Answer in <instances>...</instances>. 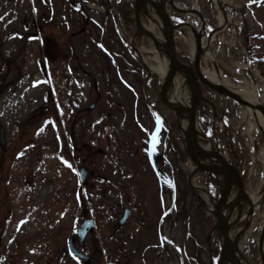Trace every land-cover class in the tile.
Wrapping results in <instances>:
<instances>
[{"label": "rangeland", "instance_id": "obj_1", "mask_svg": "<svg viewBox=\"0 0 264 264\" xmlns=\"http://www.w3.org/2000/svg\"><path fill=\"white\" fill-rule=\"evenodd\" d=\"M176 1L184 7L196 4L209 26L217 25L219 11L211 0ZM75 2L0 0V264H210L207 237L215 217L203 208L187 184L189 162L175 164L179 170L171 174L175 200L171 191L163 197L162 183L151 165L138 167L132 162L130 166L139 168L134 172L123 162L126 155L129 161V151L135 144L126 146L121 142L122 136H130L140 123H146L141 116L147 106L140 88L146 70L128 48V39L136 29L131 0L120 4L115 0H79L77 7ZM227 4L230 24L215 35L212 44L222 76L241 90L253 83L257 87L264 85V0H231ZM241 11L245 12L244 18ZM84 12L89 23L80 21ZM119 13L124 38L114 28ZM185 17L197 20L193 14ZM110 20L113 25H109ZM249 29L254 32L250 38L246 34ZM249 41L254 46L252 58L246 47ZM181 44L188 53V43ZM121 52L131 63L125 71L121 69L128 83L115 73ZM128 72L140 81L129 83ZM205 89L221 110V97ZM258 95L264 97V86ZM149 99L168 110L156 92ZM116 100L125 101L129 114L126 122L120 113L122 106L114 104ZM92 103L95 106L90 108ZM228 104L230 108L220 114L225 116L232 143L240 153L248 191L254 190L259 196L258 187L264 181V142L258 151L262 163L254 153L253 139L260 137V132L247 113L249 109ZM201 107L200 126L208 132L211 108L205 104ZM133 110L141 114L139 122L133 117ZM152 123L147 126L144 139L153 129ZM71 127L77 134L79 159L85 154L95 157L93 165L100 173L106 172L111 181L125 178V194L120 193L118 186L112 189L97 179L92 180L94 190L89 186L77 191L78 169L80 165L89 168L91 158L80 161L77 170L69 161L76 155L68 146ZM158 138L157 135L153 151L161 152L163 141ZM30 141L32 151L28 155L23 146ZM38 141L44 144L43 164L33 163L35 152L41 148ZM142 145L145 148V141ZM30 170L36 183L38 178L43 179L36 187L28 188L25 176ZM200 177L199 184L216 195L215 179L205 173ZM104 187H108L106 192L102 191ZM125 207H130L131 214L119 225ZM246 212V206L244 210L237 208L231 221ZM87 216L94 218L95 228L83 244L76 243L91 257L85 263L68 252L67 238L75 235V227ZM244 222L245 217L238 220V228ZM263 222L264 205L257 206L248 234L241 241L248 264H262L258 240ZM211 240L212 264H216L220 251L216 232Z\"/></svg>", "mask_w": 264, "mask_h": 264}, {"label": "water", "instance_id": "obj_2", "mask_svg": "<svg viewBox=\"0 0 264 264\" xmlns=\"http://www.w3.org/2000/svg\"><path fill=\"white\" fill-rule=\"evenodd\" d=\"M169 5L166 0H136L135 1V17L137 22V32L136 35L139 40L142 36H147L152 44L160 51V53H165L168 57V69L165 73L163 82L161 83L160 92L164 101V90L167 89L169 93V105L175 112L179 131L181 133L182 139L185 143V150L194 162L193 168L191 170L190 176L188 178L189 184L193 191L199 197L202 205H204L208 210H210L216 217V222L212 226L210 232L208 233V245L210 249V264H212V242L211 235L214 231L217 232L220 241V255L217 264H244L246 257L243 254L242 247H240V240L244 237L246 231L251 223V218L254 214V202L247 193L245 189L244 180L240 172L238 163H234L230 158L229 154L223 148L216 135L210 136L203 133L198 128L197 123V112L201 99L208 100L202 92V82L212 89L218 91L220 94L235 99L240 104L250 107L253 116L261 130L264 139V128L262 127L256 109H259L264 115V103L255 102L252 99L244 96L238 90L227 85L223 80H212L208 78L202 71V55L204 54L205 48L210 47L212 34L216 32L219 27H216L210 31L206 36L205 44L202 43V34L205 33V19L202 12L197 7H181L175 0H168ZM218 5L222 8L225 16V9L222 6L220 0H218ZM176 9L185 13H195L200 18L199 29H196L192 24L191 30L195 38V54L193 58L194 65L186 63L183 61L177 50V41L175 31L176 29H182L179 23L175 22L172 14V9ZM150 10L154 11L158 17L162 20L163 25L161 27V34L152 31L151 29L144 27L142 25L141 17L150 16ZM226 18V16H225ZM136 48V47H135ZM138 51V49L136 48ZM216 70L219 72L217 63L214 61ZM148 68V65L145 63ZM184 75V82L189 90L190 96V106L189 117L185 114L186 106L180 101L178 96V77L179 74ZM166 99V100H165ZM222 118V117H221ZM256 150H257V140H256ZM228 146L233 149L232 144L228 142ZM198 171H211L216 175L217 182L219 183V195L214 197L206 187H198L205 190L211 198L214 199L213 207H208L204 204L195 191L194 185L192 183L193 175ZM81 180L84 185L87 181V170L82 168L80 170ZM248 203V209L246 213V221L243 227L231 236L230 226H231V216L236 207L239 210L242 209L244 203ZM264 202V184L261 189V199L259 204L261 208ZM130 213V209L127 208L125 213L120 220L124 222ZM92 228V220L86 219L81 227L77 229L81 239L84 240V236L89 229ZM70 249L81 256L84 260H88V256L82 253L73 245H70ZM258 249L260 254V260L264 264V223L261 227V232L258 240Z\"/></svg>", "mask_w": 264, "mask_h": 264}, {"label": "flooded vegetation", "instance_id": "obj_3", "mask_svg": "<svg viewBox=\"0 0 264 264\" xmlns=\"http://www.w3.org/2000/svg\"><path fill=\"white\" fill-rule=\"evenodd\" d=\"M79 20V18H78ZM80 21L81 23H89L90 22V18L88 15H86V12L82 13V15L80 16ZM211 27L209 26V23L207 21V28ZM86 31L89 32L90 29L87 27ZM117 47H119V45H117ZM247 47V51H248V55L249 57L254 56V51H252L249 43L247 42L246 44ZM128 48L130 49V51L133 52V50L131 49L130 45L128 46ZM74 50V49H73ZM119 51V50H118ZM120 52V51H119ZM75 58L78 59V54H74ZM133 57V56H132ZM184 57V55H183ZM186 59V58H185ZM184 59V60H185ZM115 61V60H114ZM119 61L115 62V73H119L120 77L122 78L123 81L127 82L124 78V74L122 70H126L127 67L131 66V63L128 61L127 57L125 56L124 52L120 53V57ZM141 64V62H140ZM142 65V64H141ZM122 69V70H121ZM128 77H129V83L130 81L133 84H137V81H140V79H134L133 78V74L130 75L128 72ZM135 76V75H134ZM111 78V77H110ZM109 80V79H108ZM93 84L95 85V87L97 86L96 83V79L93 78ZM129 85V84H128ZM130 86V85H129ZM158 86V81L157 79L153 78V76H148L147 73H145V75H143V77L141 78V92L145 95V99L147 102V106L146 109L143 110L142 112V116L141 114L139 115V113L137 112V110H133V117L136 118V121H140V119L143 117V120L145 119L146 123H140V126L138 128L134 129V133H132L130 136L125 135L124 137L122 136L123 139H121V142H125L126 146H128L129 144H135L133 149L131 151H129V161L127 160V155L126 153L123 151L122 154L126 155V160L123 159L124 164H128L129 169L136 172L139 171V168L134 169L136 167V165L139 167V165H148L150 167V169L155 173V175L158 177L157 179H159L162 183L161 185V192L162 195L164 197V195H169L170 191H171V195L173 198L174 195V191H175V187H174V183L171 182V174H174L175 169L178 171L179 167L175 166V164H179L181 161L182 162H188L187 157L184 153V151L182 150V146L180 143L179 138L176 136L175 133V121H174V112L173 110H171L170 108H168V112L166 111L165 108H158L157 106H155V104L150 101V97H152V93L154 92V90H156ZM131 87V86H130ZM124 89V87H123ZM124 93V92H123ZM123 98H126V94L122 95ZM114 104L118 105V106H122V108H120V113L122 115V119L123 122H126L128 119V111L127 108L125 107V101H120V100H116L114 102ZM95 106V105H94ZM107 114H109V111H107ZM141 116V118H140ZM153 122V129L151 130L150 133L147 134L146 139H144V135L146 132V128L147 126H149V124ZM125 124V123H124ZM145 125V126H144ZM70 145H68V142H66L67 140H65V143L74 151L76 155H72V157H69V161H71L72 163H74V166L76 168V170L78 169V165L80 164V161H87L88 159H90L91 157L88 154L83 155L82 160L79 159L78 155H77V148H78V142L76 140V132L74 131V129L71 127L70 128ZM68 131V132H69ZM39 133V131H38ZM155 134V141H153V135ZM157 135L159 136V140L160 137H162L163 141V146H162V150L161 152H157V151H153V147L156 148L155 142H156V138ZM128 136V137H127ZM31 138V136H29ZM36 137L32 138L33 140ZM126 138V139H125ZM143 141V142H142ZM145 141V148L148 147L146 150L144 148V145H142ZM35 145L36 141H33ZM31 143V141L29 143H25L23 148L27 149L25 150V153L29 155V153L32 151H30L31 146L29 145ZM39 145H44L41 141H38ZM41 145V148L39 149L38 152H35L37 154V156H34V161L33 163H41L43 164V162L46 160V156H45V151L41 150L43 149ZM95 150L97 151H103L105 152V150L101 147H95ZM144 150V151H143ZM14 162V161H13ZM132 162L135 163L136 165L130 166L132 165ZM103 166H105V162L103 161ZM96 164L95 163V157L91 158V163H90V167L88 168L87 166H85L88 170V186H90V189L92 188V190H94V181L92 180H100V181H104L105 183H107L110 187V185L112 186L111 188L113 189V186H118V190L120 191V193L122 192L123 194H125L126 191V180L125 178H120L118 180L115 179V181H111L109 176L105 174L100 173L98 170V168L93 165ZM45 166V165H43ZM188 168V166H187ZM127 169V168H125ZM105 170V167H104ZM46 171V168H45ZM106 171V170H105ZM31 170L29 171V175L25 176V186L30 188V187H36L38 185V183H40V181L43 179V177H40L37 179V183H36V179L31 178ZM188 174H189V168H188ZM121 175V173H120ZM124 176H126L125 173H123ZM170 175V176H169ZM39 177V176H38ZM90 177V179H89ZM90 180V182H89ZM170 180V183H169ZM148 180L145 181V183ZM108 187H104L102 188V191L106 192V189ZM114 189H116V187H114ZM78 191V188H77ZM120 225V224H119ZM90 234V233H89Z\"/></svg>", "mask_w": 264, "mask_h": 264}, {"label": "bare ground", "instance_id": "obj_4", "mask_svg": "<svg viewBox=\"0 0 264 264\" xmlns=\"http://www.w3.org/2000/svg\"><path fill=\"white\" fill-rule=\"evenodd\" d=\"M222 1L231 2V0H222ZM151 15H154V16H151L150 18H144L142 20V23L144 26H147L150 29L154 30V32H156V30H159V26L161 24V21L159 22L157 15H155V14H151ZM218 16H219V21L221 22L223 20V16H222L221 12L219 13ZM185 39L187 40V43L190 45V49H193V41L190 39V37L185 36ZM134 42L136 45H138L137 41H134ZM138 48L142 52L144 60L150 65L152 71L157 73L159 76H163L166 69H167V65H168L167 64V58L165 56H162V57L158 56V54L155 52V48L149 47V44L144 45V46L138 45ZM151 48L153 49V54L147 55L145 53V51L147 49H151ZM214 56L215 55H214L213 51L208 50L207 53L205 54V59L213 61ZM204 71L211 78H217V79L219 78L217 76L215 70L213 69V67L212 68H205ZM38 77H40V75H38ZM226 82L229 83L228 81H226ZM263 86L264 85L257 87L256 84L253 83V85L250 86V88H247L244 90H241V89H238V90H240L246 97L253 99L255 102L264 103V97L258 95L259 90L263 89ZM178 93H179V98L182 99L181 101L184 102V104L189 105V101L185 100V98L188 94V88H187V85L185 83L180 82V84L178 85ZM257 115H258V118H259V121H260L262 127L264 128V115H263V113H261L260 111H257ZM192 183H194L195 186L198 183V181L195 177L192 178ZM195 188H196V191L199 194L202 202L204 204H206L208 207H213L214 199L211 198L205 190H200L197 187H195ZM258 189H259V187H258ZM256 193L257 192L254 190L249 192V195L252 198L254 205H257L259 202V199H260L258 194H256ZM234 224L235 225L230 226V228L232 227L231 228L232 231L230 232L232 237L234 236L235 233H237V231L239 230L238 226L240 225L236 222ZM244 264H248V263L245 261Z\"/></svg>", "mask_w": 264, "mask_h": 264}, {"label": "snow or ice", "instance_id": "obj_5", "mask_svg": "<svg viewBox=\"0 0 264 264\" xmlns=\"http://www.w3.org/2000/svg\"><path fill=\"white\" fill-rule=\"evenodd\" d=\"M101 47H103V45H101ZM153 141H155V134L153 135ZM65 163H67V161H65ZM21 223H23V221H21ZM167 239V238H165Z\"/></svg>", "mask_w": 264, "mask_h": 264}]
</instances>
